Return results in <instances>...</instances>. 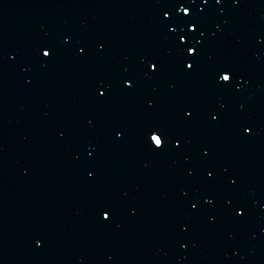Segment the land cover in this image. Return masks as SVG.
<instances>
[{"label":"water","instance_id":"water-1","mask_svg":"<svg viewBox=\"0 0 264 264\" xmlns=\"http://www.w3.org/2000/svg\"><path fill=\"white\" fill-rule=\"evenodd\" d=\"M0 264H264V0H0Z\"/></svg>","mask_w":264,"mask_h":264},{"label":"snow or ice","instance_id":"snow-or-ice-1","mask_svg":"<svg viewBox=\"0 0 264 264\" xmlns=\"http://www.w3.org/2000/svg\"><path fill=\"white\" fill-rule=\"evenodd\" d=\"M187 11H188V10L185 9V12H187ZM44 55H45V56H48V55H49V52L45 51V52H44ZM191 66H192V65H188V67H191ZM222 80H223V81H225V80H229V76H227V75L222 76ZM161 138H162V136H161V135H157L155 132H153V133L151 134V137H150L151 142H152L157 148H159V147H161V146L163 145V139H161ZM104 216H105V218H107V217H108V213L105 212V213H104Z\"/></svg>","mask_w":264,"mask_h":264}]
</instances>
